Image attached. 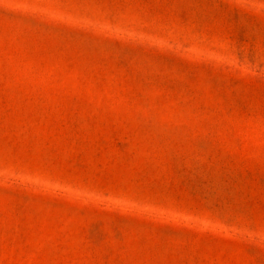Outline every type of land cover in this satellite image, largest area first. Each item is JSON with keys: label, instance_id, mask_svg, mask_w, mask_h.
I'll use <instances>...</instances> for the list:
<instances>
[{"label": "rangeland", "instance_id": "rangeland-1", "mask_svg": "<svg viewBox=\"0 0 264 264\" xmlns=\"http://www.w3.org/2000/svg\"><path fill=\"white\" fill-rule=\"evenodd\" d=\"M0 264H264V0H0Z\"/></svg>", "mask_w": 264, "mask_h": 264}]
</instances>
